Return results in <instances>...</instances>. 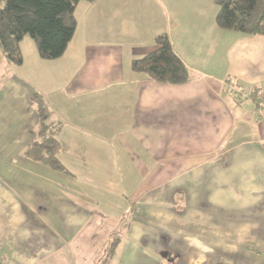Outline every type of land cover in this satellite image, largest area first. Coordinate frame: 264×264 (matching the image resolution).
Instances as JSON below:
<instances>
[{
	"label": "crops",
	"instance_id": "1",
	"mask_svg": "<svg viewBox=\"0 0 264 264\" xmlns=\"http://www.w3.org/2000/svg\"><path fill=\"white\" fill-rule=\"evenodd\" d=\"M217 9L214 0H80L61 56L41 58L25 35L20 64L0 57V264H96L123 216L150 199L153 172L179 176L181 187L187 172H226L234 195L264 198V107L255 101L264 93V35L219 27ZM162 32L190 80L162 83L131 69ZM33 92L60 123L64 170L24 155L38 138ZM150 215L130 222L110 264L231 260L208 244L164 253L141 244ZM209 233L217 235H195Z\"/></svg>",
	"mask_w": 264,
	"mask_h": 264
},
{
	"label": "trees",
	"instance_id": "2",
	"mask_svg": "<svg viewBox=\"0 0 264 264\" xmlns=\"http://www.w3.org/2000/svg\"><path fill=\"white\" fill-rule=\"evenodd\" d=\"M79 1L0 0V57L20 64L22 55L19 42L25 35L33 39L41 58L55 59L61 56L74 33V11ZM214 2L218 7L215 21L219 27L247 35H264V0ZM154 42L153 50L132 59L131 69L162 83L178 84L190 80V68L176 53L167 32L158 34ZM254 94L252 92L253 97ZM31 100L37 108L38 138L28 144L24 155L54 169L64 170L56 156L59 144L55 134L60 123L53 120V113L39 92H33ZM125 218H122L118 228L109 233L104 253L96 264H110L130 225Z\"/></svg>",
	"mask_w": 264,
	"mask_h": 264
},
{
	"label": "rangeland",
	"instance_id": "3",
	"mask_svg": "<svg viewBox=\"0 0 264 264\" xmlns=\"http://www.w3.org/2000/svg\"><path fill=\"white\" fill-rule=\"evenodd\" d=\"M163 175L150 173V199L139 200V213L123 216L139 223L143 215L154 214L150 215V237L140 240L141 244L154 245L163 253L179 246L208 244L212 245L213 251L209 248L208 252L213 256L230 251L231 260L224 264L264 263V210L258 211L264 198L257 203L255 197L234 195L239 189L228 188L226 172H187L183 181L186 187H181L179 176L169 179ZM249 202L250 211L246 209ZM199 229L213 230L217 235L196 236Z\"/></svg>",
	"mask_w": 264,
	"mask_h": 264
},
{
	"label": "built area",
	"instance_id": "4",
	"mask_svg": "<svg viewBox=\"0 0 264 264\" xmlns=\"http://www.w3.org/2000/svg\"><path fill=\"white\" fill-rule=\"evenodd\" d=\"M256 103L258 107H264V93L261 95V97L256 99Z\"/></svg>",
	"mask_w": 264,
	"mask_h": 264
}]
</instances>
